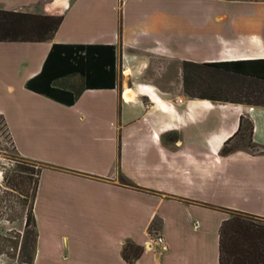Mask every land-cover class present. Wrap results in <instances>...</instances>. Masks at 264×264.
<instances>
[{
    "label": "crops",
    "instance_id": "obj_1",
    "mask_svg": "<svg viewBox=\"0 0 264 264\" xmlns=\"http://www.w3.org/2000/svg\"><path fill=\"white\" fill-rule=\"evenodd\" d=\"M0 8L62 16L48 40L0 41V115L17 153L41 165L33 264H220L230 213L264 219V106L182 91L185 61L264 58V0H0ZM53 43L113 45L115 86L83 88L77 73L56 79L81 89L71 105L28 88ZM151 231L164 235L166 252L146 246ZM127 243L142 248L133 260Z\"/></svg>",
    "mask_w": 264,
    "mask_h": 264
},
{
    "label": "trees",
    "instance_id": "obj_2",
    "mask_svg": "<svg viewBox=\"0 0 264 264\" xmlns=\"http://www.w3.org/2000/svg\"><path fill=\"white\" fill-rule=\"evenodd\" d=\"M61 20L62 16L57 15L33 14L0 8V41L48 40L57 30ZM115 58L113 45L53 43L42 70L29 79L27 87L71 105L81 89L69 90L57 87L53 85V82L58 78L77 73L83 77V88L114 87ZM189 68H202L208 73H217L240 83L236 96L232 98L210 94L196 95V97L264 106V58L200 64L185 61L183 63L185 80ZM0 121L3 122L10 135L2 115H0ZM247 124L249 131L246 138L251 140L252 124L249 122ZM227 150L228 147L225 146L222 152L226 153ZM22 167L25 168L23 171L30 170L31 174L37 175L33 187L26 194L29 205L26 212V224L32 222L35 226L33 205L40 169L36 172L33 167ZM122 180L127 181L124 178ZM36 239L37 232L32 238L27 236L22 248L27 250V257L31 264H33L35 255ZM141 251L142 248L127 243L123 255L127 260H133ZM24 262L25 260H21L20 264ZM219 262L220 264H264V219L244 212L232 211L230 217L223 221L220 228Z\"/></svg>",
    "mask_w": 264,
    "mask_h": 264
},
{
    "label": "rangeland",
    "instance_id": "obj_3",
    "mask_svg": "<svg viewBox=\"0 0 264 264\" xmlns=\"http://www.w3.org/2000/svg\"><path fill=\"white\" fill-rule=\"evenodd\" d=\"M184 78L182 91L189 96L210 94L232 98L240 86L237 80L208 73L202 68H189L186 80ZM245 125L248 126L247 123ZM243 142L249 144L246 137ZM22 166L33 167L37 172L41 165L17 153L10 135L0 121V263L4 264H20L21 260H25L23 264H31L27 250L22 248L25 238H32L36 232L32 222L26 224L29 206L26 194L33 187L37 175L31 174L30 170L23 171L25 168Z\"/></svg>",
    "mask_w": 264,
    "mask_h": 264
},
{
    "label": "built area",
    "instance_id": "obj_4",
    "mask_svg": "<svg viewBox=\"0 0 264 264\" xmlns=\"http://www.w3.org/2000/svg\"><path fill=\"white\" fill-rule=\"evenodd\" d=\"M146 89V88H144ZM151 92V89H146ZM181 101V99H178ZM146 246L150 249L157 251L158 253H164L168 250V244L163 234L158 232H150L148 235Z\"/></svg>",
    "mask_w": 264,
    "mask_h": 264
},
{
    "label": "bare ground",
    "instance_id": "obj_5",
    "mask_svg": "<svg viewBox=\"0 0 264 264\" xmlns=\"http://www.w3.org/2000/svg\"><path fill=\"white\" fill-rule=\"evenodd\" d=\"M123 97L126 100H131L134 97V92L130 88H125V90L123 92Z\"/></svg>",
    "mask_w": 264,
    "mask_h": 264
}]
</instances>
